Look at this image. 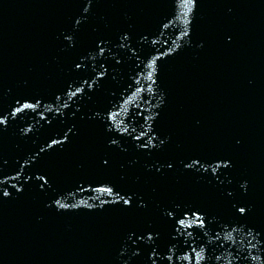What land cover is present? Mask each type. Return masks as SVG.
I'll return each mask as SVG.
<instances>
[{"label":"water","instance_id":"95a60500","mask_svg":"<svg viewBox=\"0 0 264 264\" xmlns=\"http://www.w3.org/2000/svg\"><path fill=\"white\" fill-rule=\"evenodd\" d=\"M0 264H264V0H0Z\"/></svg>","mask_w":264,"mask_h":264}]
</instances>
